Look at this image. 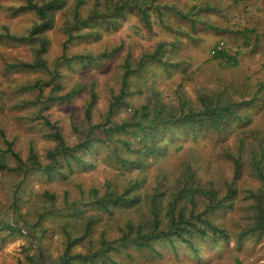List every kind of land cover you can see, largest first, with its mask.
Instances as JSON below:
<instances>
[{"label": "rangeland", "instance_id": "obj_1", "mask_svg": "<svg viewBox=\"0 0 264 264\" xmlns=\"http://www.w3.org/2000/svg\"><path fill=\"white\" fill-rule=\"evenodd\" d=\"M65 1L62 8L54 11L53 23L45 31L47 47L43 58L50 70L56 68L63 55L97 56L118 50L100 62L83 65L59 62L57 80L46 87L51 78L47 70L8 68L36 59L34 44L12 41L8 36H26L37 18L30 11H20L27 0H0V128L25 162L32 150L40 163L47 164V152L55 147V141L48 137L52 131L39 116L57 124L66 145L72 146L79 140L74 128L82 130L84 127L85 109L91 102L93 90L96 100L91 122H104L113 97L120 93L126 61L132 69H136L140 60L145 61L146 66L143 72L131 76L129 91L133 93L116 106L111 122L136 121L138 117L132 118L133 111L147 102L161 100L172 106L187 100L196 103L200 93L218 89L225 91V96L235 94L236 100L247 102L257 80L264 90V0H251L248 8L235 0H158L156 4L172 5L188 14L187 17L163 11L162 18L157 19L152 14L148 28L138 13L126 11V17H117L113 23L95 22L76 31L78 37L66 44L68 36L63 30L69 17L66 9L71 8L75 0ZM85 4L87 8L94 0H85ZM85 8L81 9L82 15ZM162 42L167 45L160 54L161 61H154L151 58ZM221 48L227 52L228 59L213 61L212 52ZM40 82L43 99L63 96L76 85L81 91L69 102L53 101L46 107L31 105L39 95L31 86ZM55 87H58L57 92L51 94ZM258 96L257 101L239 106L241 123L231 119L222 133L204 132L198 140L180 137L169 141L166 150L159 155L143 157V165L138 168L123 167L112 155L111 148L102 144L94 148L91 155H82L84 165L73 164L72 170L64 169L47 178L31 174L19 184L24 180L21 174L0 172V264H41L39 261L43 258L52 261L60 258L66 241L59 220L74 215L73 207L66 202H75L81 214L89 213L94 207L89 190L98 188V196L102 195L106 181L122 191L131 180H138L139 186L134 192L143 194L151 191L159 179L175 180L189 166L195 182L200 185L213 182L223 196L225 182L232 179L234 171L227 157L229 152L241 157L237 194L229 205L210 216L229 233L227 242L222 238L194 237L189 240L196 250L184 242L174 241L170 245L159 241L150 249L130 248L109 255L116 264H236V260L240 264H264V237L253 235L241 243L235 237L242 226L251 222L253 202L247 198L248 191H257L261 183L253 168L254 160L264 166V93ZM121 135L131 141L133 149L143 148L145 144H161L159 135L152 139V134L145 137L134 131ZM6 147L0 137V158L5 157L10 167H16ZM116 155L120 160L127 158L137 163V156L124 148ZM17 188L22 199L15 209L13 196ZM43 192L55 195L52 208L44 203ZM44 205L50 211L48 218L37 223ZM202 208L199 203L198 211ZM111 210V222L103 223L104 217L98 218L92 227L89 238L96 244L102 234L116 238L118 228L125 221L139 219L140 212L133 209L116 206ZM7 224L14 225L22 234L7 229ZM72 252L85 254L86 249L77 245ZM36 254L42 256L32 262Z\"/></svg>", "mask_w": 264, "mask_h": 264}, {"label": "trees", "instance_id": "obj_2", "mask_svg": "<svg viewBox=\"0 0 264 264\" xmlns=\"http://www.w3.org/2000/svg\"><path fill=\"white\" fill-rule=\"evenodd\" d=\"M248 8L251 0H235ZM75 4L71 8H67L69 12L68 19L64 22L63 30L68 36L67 41H72L78 37L76 31L88 28L95 22L113 23L117 17H126V11L130 13L136 12L139 14L146 27H151L152 14L157 19H161L163 11L166 13H175L180 17L186 18L188 14H183L172 5L156 4L158 0H94V4L88 6L85 0H75ZM66 4L65 0H27L26 5L20 7V11L32 12L37 20L34 26L30 29L26 36H8L9 39L16 42H25L34 44L33 53L36 59L31 63H23L18 66L23 69L32 70H47L51 78L46 82L45 86H51L58 78L59 72L56 69L58 63L65 62L70 65L77 62L79 65L84 63L100 62L112 56L118 48L110 52H103L97 56L90 55H75L71 57L61 56L54 70H50L47 66L43 54L47 47V39L45 31L50 28L53 23L54 11L62 8ZM85 8L84 15L81 9ZM150 11H152L150 13ZM214 29L220 30L215 27ZM75 33V34H74ZM64 44V45H65ZM167 44L162 42L157 47L152 60H160V54ZM65 47V46H64ZM211 58L215 60L228 59V54L224 49L214 50ZM60 65V64H59ZM146 62L140 60L136 69H132L130 63L126 61L125 72L121 80L120 93L113 97L109 105L107 115L104 122L92 124L91 111L95 104L96 95L91 90V102L85 109V123L82 130L74 128L78 134V142L72 146H68L62 134L59 131L57 124H52L45 116H39L40 121L52 131L48 135L55 141V147L47 152L49 163L42 164L37 160L36 155L30 151L27 161H23L17 152L12 148V142L6 139L3 130L0 128V137L3 143L6 144V153L17 164L16 167H10L5 157L0 158V172L21 174L24 183L27 177L31 174H41L45 178L60 172L61 170H72L73 164L84 165L85 161L82 155H91L92 150L98 145H107L111 148L112 155L121 162L123 167L135 168L143 165V157L158 154L160 151H165L169 141L179 139L180 137H191L198 140V137L205 133H222L225 125L229 120L235 119L239 123L243 121L242 114L239 112V106L242 103H253L258 100L260 94L264 93L261 82L257 80L254 86V92L249 97V101L240 102L236 100L235 94L225 96L223 90H216L212 93H200L197 96L196 103L190 100L182 104L172 106L171 104L162 103L161 100L155 103H145L140 108L133 111L132 118H137L133 122H111L112 114L117 105L123 103V98L132 94L130 92L129 81L131 76L143 72ZM264 85V83H262ZM39 95L31 105L41 104L43 107L55 102H69L74 96L80 93V87H72L63 96L42 97L41 82L35 83L33 86ZM55 87L51 94L57 92ZM28 89V87H26ZM187 107V108H186ZM186 109V110H185ZM185 113L182 115V113ZM244 119H246L244 117ZM136 132L142 136L148 137L152 134L151 139L159 135L161 144L158 146L145 144L143 148H132V143L121 134ZM82 138V139H81ZM141 140L140 138H138ZM201 139V138H200ZM262 144V143H261ZM125 149L136 155L137 163L134 160L119 159L116 155L120 149ZM228 159L233 164V177L229 182H225L226 192L221 196V191L214 185L213 182H207L205 185H200L195 182L194 172L189 166H186L180 176L173 181L159 179L151 188V191L140 194L135 191L139 186L138 180H131L126 188L118 191L114 188L110 181H106L105 189L102 195H99L98 188H91L88 192L91 204L94 206L89 213L81 214L80 208L75 202L67 201L66 204L73 207L74 215L65 219H60L59 223L62 226V233L65 237L66 248L63 255L57 260H49L43 258L39 261L41 264H116L109 253L120 254L124 250L130 248L135 249H150L153 244L159 241L168 242L170 245L174 241L184 242L189 248L196 250L194 244L189 238L197 237L205 238H222L228 241L229 233L218 224L211 220V215L215 211L226 207L236 197V181L241 172V157L233 153H227ZM253 168L256 176L260 180V186L257 191H248L247 198L252 203L251 222L242 226L237 233L236 241L241 243L247 237L256 235L264 237V166L261 161L254 160ZM111 185L113 187H111ZM20 189L14 190L13 203L15 209L18 203L21 202ZM42 198L44 203L52 208L55 204V195L49 192H43ZM202 203L203 208L198 211V204ZM126 207L133 209L139 213V219L134 221L128 219L122 226L118 228L119 236L110 239L105 234L100 236L99 242L96 244L94 240L89 238L92 227L98 218L104 217V222H111L113 218L112 207ZM48 208L46 205L42 207V211L38 215L37 223H40L43 218H48ZM58 215V214H56ZM7 229L14 233L22 234V232L14 225H5ZM80 228H84L80 231ZM82 232V233H81ZM80 245L86 249L85 254L72 252V249ZM40 253V252H39ZM42 255L36 254L31 261L41 258ZM46 260V261H44ZM236 264H240L236 260Z\"/></svg>", "mask_w": 264, "mask_h": 264}]
</instances>
